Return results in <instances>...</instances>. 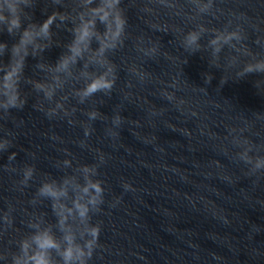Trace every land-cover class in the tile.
I'll use <instances>...</instances> for the list:
<instances>
[{
    "label": "water",
    "instance_id": "obj_1",
    "mask_svg": "<svg viewBox=\"0 0 264 264\" xmlns=\"http://www.w3.org/2000/svg\"><path fill=\"white\" fill-rule=\"evenodd\" d=\"M0 264H264V0H0Z\"/></svg>",
    "mask_w": 264,
    "mask_h": 264
}]
</instances>
